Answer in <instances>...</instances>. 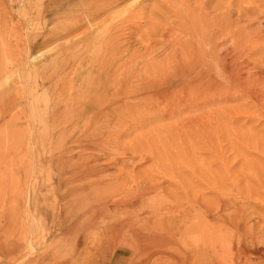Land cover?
I'll return each instance as SVG.
<instances>
[{
  "label": "rangeland",
  "instance_id": "rangeland-1",
  "mask_svg": "<svg viewBox=\"0 0 264 264\" xmlns=\"http://www.w3.org/2000/svg\"><path fill=\"white\" fill-rule=\"evenodd\" d=\"M48 1L0 0V262L22 264L31 258L34 264L108 263L122 253L120 264H175L174 257L182 264L189 259L191 264H209L206 242L215 228L211 204L229 199L226 204H233L226 215L240 211L248 222L239 220L228 242L243 248L244 257L251 252L247 255L252 260L264 264V0H107L110 7L92 21L104 33L91 40L85 27L49 38L64 20L65 8L48 6ZM71 43H79L80 50L68 51L65 45ZM55 60L60 63L44 67ZM123 63L115 76L101 79L105 68ZM139 80L148 83L142 87ZM202 80L211 83L208 90ZM65 90L84 99L67 109L62 106ZM156 92L160 97L153 96ZM47 99L61 109L48 112ZM87 103L98 109L113 104L111 121L99 129L102 143L98 138L86 149L50 155L49 148L67 134V111L78 115L79 123H88L94 108L85 109ZM52 114L57 127L48 121ZM80 128L71 135H87ZM76 151L84 162L89 154L88 163L107 169L94 183H108L105 195L112 202L131 204L146 197L148 204H138L137 210L129 206V215L121 205L120 219H138L135 227L143 232L147 230L142 226L154 222L164 236L175 237L171 243L163 250L161 245L134 242L129 248L118 237L106 241L100 230L97 241L86 247L66 238L61 230L69 219L67 196L84 182L81 177L69 182L71 171L85 172V167L72 170L65 165ZM88 181L82 185L87 192ZM249 224L259 225L255 234L243 229ZM109 243L113 252L106 261L95 248L103 251ZM233 254L235 262L241 261Z\"/></svg>",
  "mask_w": 264,
  "mask_h": 264
},
{
  "label": "bare ground",
  "instance_id": "bare-ground-1",
  "mask_svg": "<svg viewBox=\"0 0 264 264\" xmlns=\"http://www.w3.org/2000/svg\"><path fill=\"white\" fill-rule=\"evenodd\" d=\"M110 3H113L114 1L116 0H109ZM49 5L52 4H56L58 7H62V8H65V14H64V20L62 21H59V28L57 31H51V33L49 34V38L50 37H55L56 39H59L61 37H63L64 35H68L70 34L71 32L77 30V29H80V28H83L85 27L86 30H85V34L87 35L86 36V39L87 40H91L92 38H97L101 33H104L103 30H99L98 28L100 27L99 24H95L93 26L92 24V21L93 20H96L97 18H99V16H101L109 7H110V3L107 2V0H49L48 1ZM58 23V22H57ZM247 25V24H246ZM251 26V25H250ZM255 26V25H254ZM261 26V25H260ZM93 27V28H92ZM253 28V27H252ZM98 30V31H97ZM111 30V29H110ZM120 30V29H118ZM101 31V32H100ZM252 31V30H251ZM258 31V30H257ZM110 32V31H109ZM248 32V31H247ZM113 34V33H112ZM110 35V33H109ZM243 35V34H242ZM258 35V34H257ZM232 37V36H231ZM52 39V38H51ZM50 40V39H49ZM67 41V40H66ZM230 42V41H229ZM90 45V44H89ZM236 45V44H235ZM60 46H62L60 44ZM67 48H65L63 46V49L65 48V51L66 49L69 51L74 49V50H80V45L79 43H71L70 45H65ZM232 46V45H230ZM233 47V46H232ZM237 48V47H236ZM253 49H256V48H253ZM232 49H230L231 51ZM243 50V49H242ZM84 51V50H83ZM207 51V50H206ZM246 51V50H245ZM244 51V52H245ZM247 52V51H246ZM235 53V52H234ZM240 53V52H239ZM64 54V53H63ZM61 54V55H63ZM67 54V53H66ZM65 54V56H66ZM226 54V53H225ZM244 55V54H243ZM57 56V55H55ZM240 55H238L239 57ZM58 57V56H57ZM237 57V58H238ZM62 58V57H61ZM234 59H236V57L234 56ZM52 60V59H51ZM233 60V59H231ZM240 60V59H239ZM65 61V59H64ZM63 59H62V62H64ZM236 61V60H235ZM126 62V61H125ZM60 62L59 61H53L52 63L48 64V63H45L46 66L44 67H48L50 65H57L59 64ZM103 61L101 62L100 66L103 67ZM127 63V62H126ZM189 63V62H188ZM238 63V62H237ZM124 64H119V67L117 68H111L109 70H107L105 68V73L103 74V76L101 77L102 80H104L105 78H108L110 77L111 75L112 76H115V73L117 72L118 69H120V66L121 67H124ZM226 64V63H225ZM44 65V64H43ZM221 66V65H220ZM236 66V65H235ZM239 66V65H238ZM126 67V66H125ZM169 67V66H168ZM223 67V66H222ZM237 67V66H236ZM236 67H234L236 69ZM43 69V66L41 67ZM182 68V67H181ZM180 68V69H181ZM185 68V67H184ZM187 68V67H186ZM233 68V69H234ZM179 69V68H178ZM234 69V70H235ZM252 69V68H251ZM165 70V69H164ZM189 70V69H188ZM231 70V69H230ZM119 71V70H118ZM124 71V70H123ZM182 71V70H180ZM232 71V70H231ZM122 72V71H121ZM167 72V71H166ZM184 72V71H183ZM217 72V71H216ZM230 72V71H228ZM233 72V71H232ZM177 74V72H175ZM121 74V73H120ZM123 74V73H122ZM218 74V73H217ZM165 75V74H164ZM180 75V74H179ZM166 76V75H165ZM174 76V75H173ZM178 76V75H177ZM258 76V75H257ZM256 76V78H257ZM261 76V75H259ZM170 77V76H169ZM216 77V76H215ZM247 77V76H246ZM244 76V78H246ZM255 77V76H254ZM115 77H113L114 79ZM176 78V77H175ZM174 78V79H175ZM233 78V77H232ZM236 78L239 79V77L237 76ZM251 77H249L250 79ZM260 78V77H259ZM259 78H257L259 80ZM201 79V78H200ZM199 79V80H200ZM220 79V78H219ZM237 79V80H238ZM241 79V77H240ZM248 79V78H247ZM253 79V78H252ZM255 79V78H254ZM193 80V79H192ZM234 80V79H233ZM251 80V79H250ZM256 80V81H258ZM173 81V80H172ZM223 81V80H222ZM221 81V82H222ZM244 81V79L242 80ZM255 81V80H254ZM255 81V82H256ZM47 82V81H46ZM204 85V87L208 90L209 87H210V84L207 80H202L201 81ZM259 82V81H258ZM261 82V81H260ZM68 83V82H67ZM70 83V82H69ZM126 83V82H125ZM136 83H143V86L142 87H145L146 83L148 82H144V81H137ZM213 83V82H212ZM226 83V82H225ZM262 83V82H261ZM106 84V83H104ZM103 84V85H104ZM151 84V83H150ZM232 84V83H230ZM256 84V83H255ZM258 84V83H257ZM45 85V84H44ZM51 84H49L50 86ZM68 85V84H66ZM72 85V84H71ZM112 85V84H111ZM224 85V84H223ZM47 86V84H46ZM48 86V87H49ZM92 86V85H91ZM118 86V85H116ZM45 87V86H44ZM106 87V86H105ZM120 86H118L119 88ZM180 87V86H179ZM184 87V86H183ZM212 87V86H211ZM228 87V86H227ZM261 87H262V84H261ZM63 88V87H62ZM89 88V87H88ZM122 88V87H121ZM196 88V85H193L189 90H192V89H195ZM213 88V87H212ZM264 88V87H262ZM43 89V88H42ZM109 90L111 88H108ZM235 89V88H234ZM47 90V89H46ZM148 90V89H147ZM58 91V90H57ZM68 91V90H67ZM70 91V90H69ZM68 91V92H69ZM83 91V90H82ZM81 91V92H82ZM150 91V90H149ZM184 91V90H183ZM262 91V89H261ZM68 92H66L65 90V93L67 94ZM76 92V91H75ZM87 92V91H86ZM139 92V91H138ZM146 92V91H145ZM177 92V91H176ZM181 92V90H180ZM209 92V91H208ZM79 93V92H78ZM99 93H102L99 92ZM117 93V92H115ZM169 93V92H168ZM65 94V95H66ZM84 94V93H83ZM181 94V93H180ZM62 95V94H61ZM79 94H74V93H70V94H67L66 97H65V100H64V104L62 106H65V108L68 109L67 106L69 107H72L73 109V104H77V103H80L82 100L81 99H84L82 96L79 97L80 95H82L80 93V95L78 96ZM107 95V94H106ZM119 95V94H118ZM161 95V92H156L153 94L154 97L158 98L160 97ZM174 95V94H173ZM195 95V94H194ZM200 95V94H198ZM204 95L206 96V94L204 93ZM203 95V96H204ZM113 96V94L111 95ZM182 96V95H181ZM180 96V97H181ZM184 96H187V94H185ZM202 96V97H203ZM98 97H101L100 95ZM64 99V97H62ZM86 98V96H85ZM95 98V97H94ZM113 98V97H112ZM130 98V97H129ZM170 98V97H169ZM184 98V97H183ZM186 98V97H185ZM184 98V99H185ZM194 98V97H193ZM198 98V97H197ZM119 99V98H118ZM20 100V99H19ZM105 100V99H104ZM1 101V100H0ZM88 101V99H87ZM98 101V100H97ZM102 101V100H101ZM178 101V100H177ZM45 102V101H44ZM86 102V101H85ZM95 102V101H94ZM128 102V101H127ZM46 103H47V109H48V112H52V111H59V109H61L62 106H59V103L55 102L54 99H47L46 100ZM84 103V102H83ZM99 103V102H98ZM104 103V102H103ZM172 103V102H171ZM133 104V103H132ZM139 104V103H138ZM72 105V106H71ZM112 103H108L107 105H103L101 106V108L98 109V107H96V105H89L87 103V106L85 107V109L89 110V108H94L93 109V112L92 114L89 116V121L88 123H84V121H80L79 123V119H78V115H75V114H69L68 111L66 112V116L67 118H65L64 122H65V127H66V130L67 131V134H65V138L62 142L55 144L54 148H49V151H50V155L53 151H57L59 153L65 151H70L71 149L73 150V148H77L78 150L80 149H86L88 148L86 145H88V143H97L95 140L96 139H100V142L102 143L101 141V138L103 135V132L99 129L101 128H104L106 125L109 124V122L111 121V116H112ZM135 105V104H134ZM144 105V104H143ZM98 106V105H97ZM137 106V105H136ZM189 106V105H188ZM75 107V106H74ZM120 107V106H119ZM192 107V106H191ZM190 107V108H191ZM28 108V107H27ZM189 108V107H188ZM66 109V110H67ZM177 109V108H175ZM78 114H80L83 109H79L78 110ZM92 111V110H91ZM122 111V110H121ZM154 111V110H153ZM174 111V110H173ZM180 111V110H179ZM65 112V111H64ZM169 112V111H168ZM178 112V111H176ZM174 112V113H176ZM1 113V112H0ZM120 113V112H119ZM173 113V114H174ZM54 114V112H53ZM52 114V118L51 119H47L48 121L51 122V124H55L56 121L53 120V118L55 117V115ZM177 114V113H176ZM84 115V114H83ZM115 115V114H114ZM171 115V114H170ZM63 116V115H62ZM179 116V115H178ZM121 117V116H120ZM12 118V117H11ZM57 118V116H56ZM116 118V117H115ZM105 119L103 122H100V120H103ZM57 120V119H56ZM88 120V119H87ZM86 120V121H87ZM46 121V120H45ZM58 121V120H57ZM85 121V122H86ZM106 121L108 122L106 124ZM49 123V122H48ZM113 124V123H112ZM64 125V124H63ZM116 125L117 122H116ZM62 126V125H61ZM54 127H57L56 125H54ZM73 127V130L72 129H69ZM80 127H82L84 129V131L87 133V135L83 136L82 134L81 135H78L76 137H73L72 132L76 129H80L82 130ZM109 128V127H108ZM30 129V127H29ZM59 129H65V128H59ZM53 130V129H52ZM64 132V131H63ZM81 132V131H80ZM101 133V134H100ZM60 136V135H59ZM58 139V138H57ZM64 146V147H59V146ZM53 147V146H52ZM56 149V150H55ZM77 152V151H76ZM75 152V153H76ZM55 153V152H53ZM102 154V153H101ZM96 155V153L94 154V156ZM110 155V154H109ZM123 155V154H122ZM60 156V154H59ZM90 155L88 154L87 156V163L83 161V157L81 156V154L79 155L78 152H77V155L75 157H70L69 159H65V165L68 167V168H72L73 169H78L79 167H85V172H79V173H76L75 171H71V175H70V180L69 182H76L75 180H77V177L78 178H82L85 182L88 181L87 183V186L90 187L89 188V191H85L84 187L82 186L83 184L80 186L79 184L76 186L74 185L73 187H76V189H73L71 193H68V201L70 202V205L68 206V212H67V217L69 218L66 225V228L62 227V230L64 228V230L61 232L64 234V236L67 238H74V240L79 243V242H84L85 244V247L86 245L89 243H95L97 241V233L96 231L100 230L99 233H102L101 235L104 236V239L106 241L108 240H112L111 242H113L115 239V237H118L119 239H121L120 243L121 244H124V245H127L129 246V243L131 242H134L136 244H139V243H149V244H153V246L155 245H161V249L163 248V246H166V243H169V240H170V243H171V238L174 239L175 237L172 236V237H168V236H164L163 233H160L158 231V227L157 226L158 224H154L153 223H146V226L142 228L145 230H147V232H143L140 230V228H137L135 227V222H137V220L134 222V220L130 217L128 218L126 216V218H123V219H120L121 216V205H123L122 209L125 210L126 208V211L124 214H127L129 215L131 212L128 208L132 207L133 209L136 208V206L139 204V205H147V200H146V197L141 195L140 197L136 198L135 202L129 204V203H126V202H123L121 200V204H119L118 202H112V200L110 199L111 197H108L105 195V191H107L108 189H110L108 183H104L102 184V182H100L99 184L98 183H94L95 182V179L94 177L97 175V174H104L107 169H103L101 167H99L98 165H100L99 163H95V161H93L92 163H88V160L89 158L91 159V156L89 157ZM102 156V155H101ZM107 156V155H106ZM104 157V155H103ZM142 157V156H141ZM260 157V156H259ZM108 158V157H107ZM126 158V157H125ZM143 158V157H142ZM114 159V158H113ZM127 159V158H126ZM145 159V158H144ZM261 159V158H260ZM115 160V159H114ZM120 160V159H119ZM128 160V159H127ZM131 160V159H130ZM83 161V163H81ZM100 161V160H99ZM115 161H118V160H115ZM120 162V161H119ZM128 163V162H126ZM125 163V164H126ZM63 164V163H62ZM104 165V164H102ZM106 165V164H105ZM114 165V163H113ZM129 165V164H128ZM127 165V166H128ZM123 167V165H121ZM126 166V165H124ZM131 166V164L129 165ZM103 167V166H102ZM106 167V166H105ZM108 167V166H107ZM110 168V167H109ZM123 169V168H121ZM132 171V170H131ZM108 172V171H107ZM109 174V173H108ZM106 175V173H105ZM75 178V179H74ZM81 180V179H79ZM82 181V180H81ZM91 181V183H90ZM98 182V181H97ZM71 183V184H72ZM69 184V183H68ZM76 184V183H75ZM86 185V184H85ZM66 187V186H65ZM73 187H70V190L73 188ZM82 187V188H81ZM87 187V188H88ZM146 187V186H144ZM264 187V186H262ZM143 188V187H142ZM146 189V188H144ZM149 189V188H148ZM143 190V189H142ZM142 190H140L142 192ZM152 190V189H151ZM150 190V191H151ZM138 191V190H137ZM144 191V190H143ZM215 191V190H214ZM219 191V190H218ZM149 193V191H148ZM151 193V192H150ZM215 193L218 195L219 192L215 191ZM223 193V192H221ZM139 194V192H138ZM220 194V193H219ZM225 195V193H223ZM137 195V194H136ZM221 195V194H220ZM76 196V197H75ZM135 197V196H134ZM219 197V195L217 196ZM220 198V197H219ZM224 198V197H223ZM217 199V198H216ZM67 200V199H66ZM131 200V199H130ZM220 200H223V201H219L217 204H211V205H215L213 206L214 207V210L210 208L211 211H215L214 213H210L209 211V214L210 217H211V221L213 223V226L215 228L212 229L213 235H211L207 240H209L208 242H206V245H207V248L208 250H210V253L212 255V263H209V264H259L262 259L260 260V262L258 261V263L251 257H249L247 254H250L249 252L246 254V256L244 257L243 253L245 252V250L239 246H231V244L228 242V240H230V238L232 237V235L230 234L231 232H236L237 231V228H238V224H239V220L243 219L242 217L245 216L244 214L242 215V212H236V213H232L231 215H226V211L225 209L226 208H229V205L230 204H233V201H231V203H229V205L226 204L227 201L230 202L229 199H220ZM71 201H73V203H71ZM155 201V200H154ZM246 201V200H245ZM132 202V201H131ZM150 202V201H149ZM192 202V201H191ZM197 202V201H196ZM212 202V201H211ZM67 203V202H66ZM228 203V202H227ZM248 203V202H247ZM246 203V204H247ZM198 205V204H197ZM227 205V206H226ZM130 206V207H129ZM178 206V205H177ZM201 206V205H200ZM207 206V205H206ZM81 208V212H76L78 213H74L72 212L75 208ZM202 207L205 208V206L202 205ZM235 207V206H234ZM141 208V207H140ZM147 208V207H146ZM173 208V207H172ZM179 208V207H178ZM176 208V211H178ZM198 208L201 209V207L198 206ZM209 208V207H208ZM206 209L205 210H209V209ZM217 208L221 211L219 212V214H217ZM230 208H231V205H230ZM139 209V208H138ZM137 210V208H136ZM146 210V209H145ZM144 210V211H145ZM227 210V209H226ZM230 210V209H228ZM227 210V211H228ZM132 211V210H131ZM135 211V210H134ZM175 211V209H174ZM176 211H175V214H176ZM200 211V210H199ZM198 211V212H199ZM148 211H146L147 213ZM203 212V211H202ZM143 213V212H142ZM145 213V212H144ZM229 213V212H228ZM132 214V213H131ZM140 214V213H139ZM174 214V215H175ZM137 215V214H136ZM173 215V216H174ZM183 215V214H182ZM134 216V215H133ZM132 216V217H133ZM141 216V215H139ZM153 216V214H152ZM65 216V219L67 218ZM120 217V218H119ZM123 217V216H122ZM138 217V215H137ZM157 217V216H156ZM171 217V216H170ZM186 217V215L184 216ZM208 217V216H207ZM246 217V216H245ZM249 217V216H248ZM247 217V218H248ZM64 218V217H63ZM143 218V217H142ZM147 218V217H146ZM167 218V217H166ZM169 218V217H168ZM140 219V218H139ZM145 219V217H144ZM178 219V218H177ZM181 219V218H180ZM209 219V217H208ZM208 219H206L208 221ZM118 220V221H117ZM161 220V218H160ZM164 220V219H163ZM168 220V219H167ZM167 220H166V225H167ZM170 220V219H169ZM172 220V219H171ZM63 221V220H62ZM139 221V220H138ZM174 221V219H173ZM244 222H248L247 219H243ZM140 222V221H139ZM156 222H159L156 221ZM159 223H162L161 221ZM164 223V222H163ZM186 223V222H185ZM184 223V224H185ZM208 223V222H207ZM138 225V224H137ZM160 225V224H159ZM164 224H162V226H164ZM170 225V224H168ZM167 225V227H168ZM183 225V224H182ZM258 224H249V227L247 228V226H243V229L247 230L248 232H250L251 234H255L254 232H256L258 229L256 226ZM61 226V225H60ZM139 227V226H138ZM173 227V226H172ZM176 227V226H175ZM237 227V228H236ZM255 227V228H254ZM164 228V227H163ZM181 228V226L179 227ZM224 228H226V230H228L226 233H223L225 231H222L224 230ZM162 229V227H161ZM261 229V228H260ZM160 230V229H159ZM256 230V231H255ZM95 231V233H94ZM198 231V230H197ZM92 232V233H91ZM180 232V231H179ZM187 232V231H186ZM245 232V231H243ZM169 232H167L168 234ZM92 234V235H91ZM178 234V233H177ZM249 234V233H248ZM96 235V236H94ZM240 234H238L239 236ZM250 235V234H249ZM262 235V234H261ZM260 235V236H261ZM93 236V237H91ZM241 236V235H240ZM239 236V237H240ZM174 237V238H173ZM202 237V236H201ZM237 237V236H235ZM248 237V236H247ZM250 237V236H249ZM92 239V240H91ZM177 239V238H176ZM183 239V237L181 238ZM233 239V237H232ZM245 238H243L244 240ZM248 239V238H247ZM179 240V239H177ZM249 240V239H248ZM247 240V241H248ZM255 240V238H254ZM182 241V240H181ZM188 241V240H187ZM233 241V240H232ZM241 241V240H240ZM245 241V240H244ZM250 241V240H249ZM248 241V242H249ZM261 241V240H260ZM259 241V242H260ZM115 242V241H114ZM234 242V241H233ZM256 242V240H255ZM258 242V241H257ZM258 242V243H259ZM239 243V241H238ZM244 243V242H243ZM242 243V244H243ZM88 244V245H89ZM181 244V243H180ZM249 244V243H248ZM184 245V244H183ZM194 245V244H193ZM205 245V244H204ZM205 245V246H206ZM246 245V243H245ZM255 245H259V244H255ZM260 245H262V243H260ZM259 245V246H260ZM250 246V245H249ZM248 246V247H249ZM179 247V246H178ZM251 247V246H250ZM129 248H131L129 246ZM184 248V247H183ZM192 248V247H191ZM190 248V250H191ZM247 248V247H245ZM101 249V248H100ZM100 249H98L97 247L95 248L96 252H99L98 255H100L101 253L104 254V256L106 257V261H107V255L108 254H111L113 252V249H111V244L109 243V245L106 247L105 250L101 251ZM159 249V248H158ZM250 249V248H249ZM253 249L257 252V248L253 247ZM163 250V249H162ZM182 252H185L183 249H181ZM196 251V250H194ZM236 251L239 256H240V259L241 261L239 262H235V259L233 258L234 254L233 252ZM189 252H193V250L189 251ZM163 253V252H162ZM260 253V251H259ZM262 254V253H261ZM180 255V254H179ZM186 255V253H185ZM253 255V254H252ZM256 255V254H255ZM237 256V254H236ZM26 257V256H25ZM103 257V256H102ZM182 257V255L180 256ZM184 257V256H183ZM182 257V258H183ZM244 257V258H243ZM104 258V257H103ZM117 258V260H116ZM118 258L121 260V259H124L122 253H118L116 255H114V258L113 260H109V262H105L102 261L101 263L95 261L93 264H120L119 261H118ZM238 258V257H237ZM25 259V258H24ZM181 259V258H180ZM180 259L178 258H175L174 257V262L175 264H182L184 261H179ZM26 260V259H25ZM187 260V259H186ZM14 261V260H13ZM36 261V259H31V258H28L26 261H22L23 263L22 264H34ZM192 262V259H189V264H191ZM20 263V262H19ZM0 264H2V262H0ZM5 264V263H4ZM17 264V263H15ZM21 264V263H20ZM92 264V263H91Z\"/></svg>",
  "mask_w": 264,
  "mask_h": 264
}]
</instances>
